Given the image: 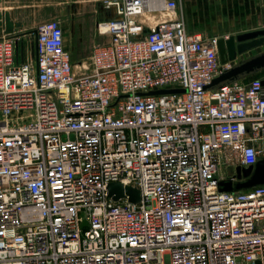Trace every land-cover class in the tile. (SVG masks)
Instances as JSON below:
<instances>
[{"label":"built area","instance_id":"built-area-1","mask_svg":"<svg viewBox=\"0 0 264 264\" xmlns=\"http://www.w3.org/2000/svg\"><path fill=\"white\" fill-rule=\"evenodd\" d=\"M102 4L80 72L57 18L33 58L0 37V264H264V184L220 189L264 156L262 79L206 88L234 61L179 0Z\"/></svg>","mask_w":264,"mask_h":264},{"label":"crops","instance_id":"crops-1","mask_svg":"<svg viewBox=\"0 0 264 264\" xmlns=\"http://www.w3.org/2000/svg\"><path fill=\"white\" fill-rule=\"evenodd\" d=\"M0 12L2 21L4 22L6 12L11 23L10 32H6L3 25L0 37L8 35L17 38L18 49H23L24 52L27 47V57L30 55L32 58L35 40L33 50L30 51L27 38L30 34L34 35L36 25L41 21L57 18L64 27L68 21L69 34L64 27L66 45L73 56L82 60L88 57L96 44L107 40V36L101 34L99 28L113 14L112 10L103 6L102 0H0ZM175 16L182 17L188 31L202 32L210 37L215 36L211 34L213 31L225 28L245 33L264 28V0H179ZM234 31L216 37L236 35L237 32ZM263 50L264 47L261 46L247 52L253 56ZM241 60L244 57L239 56L234 64ZM254 77L263 79L264 69L241 76L240 79L248 81Z\"/></svg>","mask_w":264,"mask_h":264},{"label":"water","instance_id":"water-1","mask_svg":"<svg viewBox=\"0 0 264 264\" xmlns=\"http://www.w3.org/2000/svg\"><path fill=\"white\" fill-rule=\"evenodd\" d=\"M4 22L2 21V13L0 12V29L4 28L6 32L11 31V23L8 19V13H4ZM264 46V28L248 31L237 36L229 35L227 37H219L217 39V49L220 61H237L239 56L255 47ZM264 69V50L247 59L238 61L232 67L224 70L206 86V88L218 86L230 80L238 79L241 76L249 75L256 70ZM264 84V78L262 79ZM172 90H156L153 93H162ZM237 181H224L220 183L221 190L245 189L257 184H264V156L260 158L255 165L249 167L236 168ZM108 193L112 198L127 196L132 202L140 200L139 189L131 185H123L120 182H110L108 184ZM83 224H86L84 220Z\"/></svg>","mask_w":264,"mask_h":264},{"label":"rangeland","instance_id":"rangeland-1","mask_svg":"<svg viewBox=\"0 0 264 264\" xmlns=\"http://www.w3.org/2000/svg\"><path fill=\"white\" fill-rule=\"evenodd\" d=\"M164 14H166V15H168V16H172L171 14H169V13H164ZM66 16V15H65ZM67 17V16H66ZM107 20V19H106ZM105 20V21H106ZM64 27H65V30H66V33L67 34H69V30H70V24H69V22L67 21L66 22V24L64 25ZM234 31V29H227V28H225V29H219V30H215V31H213L211 34H213V35H215V36H218V35H226V34H228V33H230V32H233ZM234 32H237V34L235 35V36H237V35H239V34H242V33H239L238 31H234ZM27 40H28V42H29V44H30V51H32L33 49V40H34V35L33 34H30V36H28V38H27ZM264 47V46H263ZM27 47H26V49H24V56H25V58L27 59ZM249 53L250 52H247V54H242L241 56L242 57H244V59H247V58H249V57H251V55H249ZM33 54V53H32ZM73 56V55H72ZM87 56V55H86ZM240 56V57H241ZM87 58V57H86ZM72 60H73V63H74V70L75 71H83V69H80V66H78L80 63H81V60L82 59H80L78 56H73L72 57ZM238 60H239V58H238ZM231 170L232 169H229L228 168V172H231Z\"/></svg>","mask_w":264,"mask_h":264},{"label":"bare ground","instance_id":"bare-ground-1","mask_svg":"<svg viewBox=\"0 0 264 264\" xmlns=\"http://www.w3.org/2000/svg\"><path fill=\"white\" fill-rule=\"evenodd\" d=\"M144 17L146 19V21H148L149 23H151L150 25H153L154 23H156L158 20H162V19H167L170 16L161 13V12H157V13H148V14H144Z\"/></svg>","mask_w":264,"mask_h":264}]
</instances>
